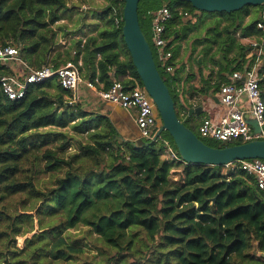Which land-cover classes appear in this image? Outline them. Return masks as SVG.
Listing matches in <instances>:
<instances>
[{
    "label": "trees",
    "instance_id": "trees-1",
    "mask_svg": "<svg viewBox=\"0 0 264 264\" xmlns=\"http://www.w3.org/2000/svg\"><path fill=\"white\" fill-rule=\"evenodd\" d=\"M108 1L101 12L108 18L98 34L100 42L72 41L59 52V32L65 28L55 24L67 10V0H0V47L16 48L21 61L35 70L77 64L81 57L87 73L84 76L79 66L80 77L97 89L102 84L106 90L114 82L125 88L142 86L123 43L122 22L115 23L122 18L123 2ZM164 5L172 11L180 8L188 17L199 12L186 2L141 0L139 25L149 45V12ZM263 10L264 4L209 14L229 20L223 28L226 36L211 58L219 70L215 90L227 83L229 68L242 72L252 64L253 59L245 61L242 45L229 64L223 66L214 57L230 51L225 46L233 45L231 34L240 31L242 38L258 37L256 23ZM252 13V20L243 24ZM182 18L173 12L165 26L171 44ZM216 39L197 41L208 54ZM150 48L176 114L183 119L186 105L173 88L175 79L162 72ZM96 56L100 60L94 64ZM9 74L12 71L0 64V78ZM259 74L264 102V61ZM185 126L212 148L242 143L204 139L198 128L188 122ZM67 127L86 133L87 140L82 143L62 132ZM148 143L123 139L107 116L73 101L72 92L63 89L56 77L30 85L15 101L8 100L0 86V264H264V192L254 177L240 169L224 172L222 167L183 166L164 159L167 145L176 151L166 132ZM43 174L50 182L39 188ZM35 227L38 232L18 248L16 239ZM79 227L94 237L96 255L91 258L65 234Z\"/></svg>",
    "mask_w": 264,
    "mask_h": 264
},
{
    "label": "built area",
    "instance_id": "built-area-1",
    "mask_svg": "<svg viewBox=\"0 0 264 264\" xmlns=\"http://www.w3.org/2000/svg\"><path fill=\"white\" fill-rule=\"evenodd\" d=\"M173 12L183 18L188 17V14L180 8H175L172 11L166 5L156 11L149 12L152 47L156 54V61L166 75H172L174 71L173 47L165 38V26L173 18ZM119 21L122 22V18L115 22L117 26L120 25ZM256 30L259 32V36L249 43L250 59H253L252 64L242 72H233L230 76V82L220 87L219 98L226 108L225 115L217 122L210 118H204L198 128L201 138L221 143L234 141L247 143L253 140H264V102L261 98V75L259 74L264 56L263 13L261 19L256 23ZM7 62H19L23 68L20 74H9L0 78L1 90L10 101L21 99L30 85L40 84L51 77H56L61 87L71 91L72 94L75 93L81 82L78 63L69 62L57 69L45 67L35 70L19 60L16 48L12 46L0 47V64L5 65ZM85 86L95 91L98 98L103 102L124 110H133L139 138L149 142L153 141L162 124L153 101L142 86L135 83L133 87L125 88L120 82H114L108 89L104 90L102 88L97 89L94 83L90 81H87ZM73 101H77L75 94H73ZM249 117L252 123H250ZM162 157L169 161L180 162L183 166L187 165L169 145L163 151ZM238 169L252 175L258 189L264 192V160L235 161L222 166L224 172Z\"/></svg>",
    "mask_w": 264,
    "mask_h": 264
},
{
    "label": "crops",
    "instance_id": "crops-1",
    "mask_svg": "<svg viewBox=\"0 0 264 264\" xmlns=\"http://www.w3.org/2000/svg\"><path fill=\"white\" fill-rule=\"evenodd\" d=\"M95 2L96 4L97 2L98 4L100 3L99 6H104L105 8L109 4L108 0H96L94 3ZM90 4L89 0H81L78 5L73 4L70 6L68 3L66 4L67 10L63 12L61 19L55 24V27L62 26L65 28L63 31L59 32V39L57 41V45H59V52H63V50L69 48L72 41H81L84 43L87 38H97V41L100 42L98 34L105 27V22L108 17L102 16L101 12L103 9L102 11L97 12ZM262 13L264 14V10ZM247 18L248 17L244 19L243 24L248 23ZM187 19H190V17L182 18V23L177 26L179 35L172 43V62L174 66L172 76L175 79L173 82V88L175 89L181 104L186 105L185 112L181 114L183 119L187 117L190 109L197 110V108H201L200 112L194 113L187 120L189 126L199 128L204 118H210L215 122L220 121L225 115L226 108L223 106L219 98V89L222 85L219 89L215 90L219 70L218 67L214 65L211 58L214 53L217 52L218 47L216 48L215 45H211V51L208 54H205V45L198 43L197 40L209 37V34H204V38H198L197 29L195 30V24H193L191 20V24H187ZM225 20L229 22V20ZM223 25L224 24H222V26ZM183 28L184 34L181 35ZM240 38L238 41L234 39L232 46L226 44L225 49L230 47V51L225 54L216 55L214 57L216 61L221 62L223 66L225 63L229 64L231 59L238 52L237 46H244L241 41H248L250 43V41L256 39L257 37L252 35L248 38H242L240 33ZM187 42L191 45V48L188 50ZM249 43L248 46H245L246 62L250 60L251 55ZM72 55H75L74 51H71V56ZM220 56L222 57L221 60ZM99 60L100 57L96 56L93 63L96 64ZM77 63L79 66L82 65L83 74L85 76L87 73V66H83L81 57L78 58ZM5 66L12 71V74H20L23 69L19 62H7ZM232 73L233 72H230V68L226 71L225 75L227 83L225 84L230 82V76ZM222 74L224 73L222 72ZM87 81V79L81 77V82L79 83L75 93H73L82 107L94 113L107 116L123 139L129 141L139 140V131L134 122L135 112L133 110H124L118 106L103 102L98 98L95 91L90 90L85 86ZM207 86H210L211 88L209 89ZM99 88H102V84L99 85ZM249 119L251 122L250 117Z\"/></svg>",
    "mask_w": 264,
    "mask_h": 264
},
{
    "label": "water",
    "instance_id": "water-1",
    "mask_svg": "<svg viewBox=\"0 0 264 264\" xmlns=\"http://www.w3.org/2000/svg\"><path fill=\"white\" fill-rule=\"evenodd\" d=\"M121 1L123 2L121 27L123 43L136 75L153 101L162 124L153 141H150L148 145L157 141L161 134L166 132L171 137L180 159L187 165L222 167L235 161L264 160V140H253L221 149L212 148L205 145L192 130L185 126L187 120L194 113L200 112L201 108L190 109L183 120L177 116L172 96L157 70L150 45L139 25L138 4L141 0ZM171 1L189 3L192 8L205 14H230L247 6L257 7L264 4V0ZM184 28L181 35L184 34ZM18 58L21 60L20 57Z\"/></svg>",
    "mask_w": 264,
    "mask_h": 264
},
{
    "label": "rangeland",
    "instance_id": "rangeland-1",
    "mask_svg": "<svg viewBox=\"0 0 264 264\" xmlns=\"http://www.w3.org/2000/svg\"><path fill=\"white\" fill-rule=\"evenodd\" d=\"M80 1L81 0H67V3L70 6L73 5V4L78 5V4H80ZM89 1L91 3L90 4L91 7L97 12L102 11V9H103V11L106 9L104 6H102V7L99 6L100 3L99 4H98V2H97V4H96V2L94 3V1H96V0H89ZM254 15L255 14L252 13L250 15V17L247 18V21L250 22L252 20V17H254ZM224 18L225 17L218 18V17H215V15L201 14L199 12H193V15L190 16L189 20H191L193 22V24H195V26H196L195 30L197 29V35H198L197 37L198 38H200V39L204 38L205 37L204 34H209V36H213L215 39L217 38L216 39L217 44H215V47L217 48L218 45H220L221 39L226 36L223 33V28L225 26H227V24L229 22H227L225 20L226 18L225 19ZM184 20H186V19H184ZM222 24H224L225 26L224 25L222 26ZM217 32H219L220 38L218 37L219 35H218ZM230 32L233 33V30L231 29ZM240 33L241 32H236L235 34H231V38L233 39V41H234V39L237 40V41L239 40ZM215 35H216V37H215ZM149 42H150V45L152 47L151 38H149ZM241 42H242V44L244 46H248V43H249L248 41H245V42L241 41ZM190 48H191V45L189 44V42H187V50L190 49ZM85 110L89 111L87 109H85ZM181 120H183V119H181ZM62 132H68L69 135L73 136L74 138L79 139L80 141H82V143L87 140L86 133H82V134L76 133L73 130H71L69 127L65 128V129H62ZM69 152H73V147H71L69 149ZM39 178H40V180L38 182L39 188H43L44 187L42 185V183L47 184V183L50 182L49 181V179H50L49 175L43 174V175H40ZM36 232H38L37 227H35V229H34V231L32 233H28V234H26L23 237H18L16 239L17 247L21 249L24 246L25 239L26 238H30L32 236V234L36 233ZM65 234H66L67 237H69V239L71 241L77 242L79 244V246L83 250H85V253L88 256V258H91L92 256L96 255V249H94L95 241L92 239L94 237H89L88 236L86 228L79 227V228H77L75 230L71 229V230L67 231ZM98 246H100V244ZM11 250H12V247H11ZM65 264H68V263H65Z\"/></svg>",
    "mask_w": 264,
    "mask_h": 264
}]
</instances>
